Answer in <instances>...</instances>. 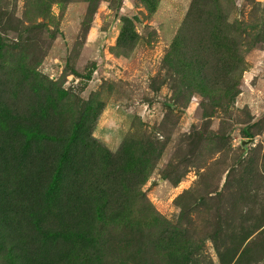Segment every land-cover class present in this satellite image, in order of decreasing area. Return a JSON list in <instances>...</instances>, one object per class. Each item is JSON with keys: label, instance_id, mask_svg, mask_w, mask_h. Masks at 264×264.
I'll return each instance as SVG.
<instances>
[{"label": "rangeland", "instance_id": "rangeland-1", "mask_svg": "<svg viewBox=\"0 0 264 264\" xmlns=\"http://www.w3.org/2000/svg\"><path fill=\"white\" fill-rule=\"evenodd\" d=\"M0 264H264V0H0Z\"/></svg>", "mask_w": 264, "mask_h": 264}, {"label": "trees", "instance_id": "trees-1", "mask_svg": "<svg viewBox=\"0 0 264 264\" xmlns=\"http://www.w3.org/2000/svg\"><path fill=\"white\" fill-rule=\"evenodd\" d=\"M75 199H77V203H81V202L83 201L82 198H78V197H76ZM54 200H55V202H54L55 207H60V203H61L62 200H63V199H62V195H59V196H57V197H54ZM94 201H98V199H97V200H94ZM77 203L71 201L70 203H67V204H66V206L69 208V210H68L69 214H71V212L74 211L75 209H76V211H77V209H78V213H79V211L81 210V206H80V205H77ZM71 206H75V209H74V210H71V209H70ZM76 206H78V207H76ZM67 216H70V215L67 214Z\"/></svg>", "mask_w": 264, "mask_h": 264}]
</instances>
